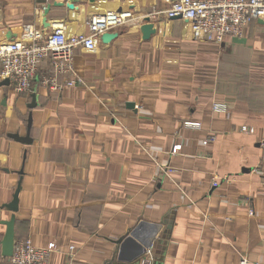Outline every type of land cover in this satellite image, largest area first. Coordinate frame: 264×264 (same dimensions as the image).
I'll list each match as a JSON object with an SVG mask.
<instances>
[{"label": "crops", "instance_id": "1", "mask_svg": "<svg viewBox=\"0 0 264 264\" xmlns=\"http://www.w3.org/2000/svg\"><path fill=\"white\" fill-rule=\"evenodd\" d=\"M171 1L0 0V43L27 24L60 22L70 38L92 15L131 13L111 41L75 47L70 74L45 57L28 93L0 77V264L12 215L14 241L54 243L47 264H264V19L242 38L200 41L160 13ZM51 75L60 89L40 84ZM159 223L145 255L119 259L120 239Z\"/></svg>", "mask_w": 264, "mask_h": 264}, {"label": "built area", "instance_id": "2", "mask_svg": "<svg viewBox=\"0 0 264 264\" xmlns=\"http://www.w3.org/2000/svg\"><path fill=\"white\" fill-rule=\"evenodd\" d=\"M166 18L186 20L189 23L193 39L222 43L227 37L242 38L249 25L257 19H264V0H172L170 5L160 11ZM131 16L129 11L106 12L92 15L87 20L88 32L67 38L63 23L56 22L50 31L27 24L23 26L21 38L0 43V77L8 79L15 93H28L33 87L38 63L45 57L51 61L55 73H72V58L75 47L91 50L96 38L103 32L124 24ZM76 78L66 81V86H74ZM40 84L51 90L60 89L55 76H42ZM213 110L226 111V105L214 104ZM187 128H200V123L185 122ZM243 132H252L253 128L241 126ZM215 136H207L209 141ZM259 144L264 148V137ZM176 145L173 149H179ZM264 175V173H263ZM226 180V178L222 179ZM218 185L212 179V186ZM252 214V211L249 212ZM56 249L54 243L47 247L34 246L28 238L14 241L10 264H47L48 257ZM72 249V247H70ZM139 264H151L143 259ZM237 264H248L241 257Z\"/></svg>", "mask_w": 264, "mask_h": 264}, {"label": "water", "instance_id": "3", "mask_svg": "<svg viewBox=\"0 0 264 264\" xmlns=\"http://www.w3.org/2000/svg\"><path fill=\"white\" fill-rule=\"evenodd\" d=\"M179 18V17H176ZM145 22L141 24V30L143 33V38L146 39L150 35V24L148 23V18H145ZM42 25L47 27V23L45 22V19L42 20ZM116 36L115 33L105 31L100 34V39L104 42H109L111 41L114 37ZM3 83L9 84L8 79H4ZM131 105V104H130ZM17 138V137H14ZM18 139V138H17ZM20 141L24 142H30L28 140V137L25 138H20L18 139ZM18 190L19 188L17 187L11 202L6 206L10 211L15 213L18 209ZM6 226V230L3 236V239L1 241V250H2V255L5 257H10L12 254L13 250V243H14V215H12L9 219V221L4 222ZM160 223L155 225L153 228V232L149 235L147 239L139 240L138 238V232L140 230V227L135 228L127 237L124 239H120L118 243H120V254H119V259L124 260L126 259L124 256L125 254L128 255V259H126L129 262L134 261L138 257L145 255L147 251L151 248L152 242L154 239L155 234L160 228ZM136 264V263H135ZM139 264V263H137Z\"/></svg>", "mask_w": 264, "mask_h": 264}]
</instances>
